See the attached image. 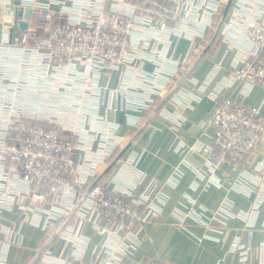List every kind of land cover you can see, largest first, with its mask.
I'll return each mask as SVG.
<instances>
[{
  "label": "built area",
  "instance_id": "built-area-1",
  "mask_svg": "<svg viewBox=\"0 0 264 264\" xmlns=\"http://www.w3.org/2000/svg\"><path fill=\"white\" fill-rule=\"evenodd\" d=\"M226 1L20 0L19 5L35 12L37 22L28 19L22 32L0 34V211L18 206L23 219L39 211L42 229L50 227L64 238L70 252L55 257L45 251L40 264H121L137 247L144 224L159 216L169 194L155 177L138 171L135 181L123 186L89 179L98 163L112 154L109 133L118 125L108 122L99 107L116 109L119 104L106 94L117 92L122 98L119 108L130 111L128 122L135 125L139 113L152 106L153 95L188 63L195 38L207 37ZM232 29L242 31L250 43L232 65L233 81L242 83L240 91L246 96L252 86L264 87V0H240ZM183 37L192 47L178 59L174 52ZM147 63L152 70L145 69ZM112 70L122 71V79L108 88L101 78ZM206 125L213 129V143L191 148L207 156L210 183L219 186L215 170L224 160L249 161L264 133V115L259 105L229 96L214 106ZM83 128L102 129L100 139L61 136L82 133ZM172 148L183 152L186 145L178 142ZM76 150L83 151L80 160ZM136 162L133 158L128 164L136 169ZM184 163L195 168L191 161ZM263 168L261 160L255 169ZM178 175L175 169L166 183L175 185ZM137 185L141 189L134 194ZM256 208L235 210L224 200L210 217L204 208L197 213L176 208L174 214L180 224L191 217L201 225H225L228 217L250 218ZM86 224L102 235L89 256L85 253L90 239L82 233ZM0 232V264H5L8 245L19 241V227L0 224ZM260 247L264 252V241ZM248 249L238 242L232 248L242 261Z\"/></svg>",
  "mask_w": 264,
  "mask_h": 264
},
{
  "label": "crops",
  "instance_id": "crops-1",
  "mask_svg": "<svg viewBox=\"0 0 264 264\" xmlns=\"http://www.w3.org/2000/svg\"><path fill=\"white\" fill-rule=\"evenodd\" d=\"M239 7L240 0H232L220 31L205 51L204 47L212 39L222 18L223 8L216 15L215 25L208 31L207 37L195 38L192 52L188 38L179 40L174 56L181 59L190 52L188 63L157 95H153L152 106L139 113L135 125L128 122L130 111L124 107L119 108L122 103L119 93L106 94L107 98L113 97V104H119L116 109L105 105L99 107V113L108 122H116L118 125L112 132L107 130L113 145L112 154L106 155L98 163L96 172L89 179L100 178L101 181L111 183L117 181L123 186L133 183L138 171H142L147 177H155L169 194L159 216L144 224L137 247L121 264H144L151 260L176 264H264V252L260 247L264 241V168L255 169L258 162L264 160V133L248 162L226 159L215 170L220 180L219 186L210 183L211 170L206 162L207 156L191 148L197 143H213L214 133L206 125L207 119L214 106L229 96L247 104L259 105L264 115V87L254 85L243 96L240 91L242 83L233 81L232 77V65L243 58L250 44L242 31L236 33L232 29ZM20 18L37 22L33 10L30 17L17 19ZM13 22V17L3 18L1 37L6 36L7 32L11 35L13 30L17 33L23 31ZM144 67L147 70L153 69L149 63ZM120 79L122 71L112 70L108 72V77L101 78V83L114 88ZM22 97L25 103L35 105L27 97ZM81 132L70 131L61 136L76 141L79 136L86 135L89 139L97 140L100 139L102 129L83 128ZM178 142L186 145L185 151L173 150V145ZM121 151L123 153L115 160ZM76 156L80 160L83 151L76 150ZM133 158L137 160V170L128 164ZM184 161H191L195 168L187 166ZM175 169L180 172L176 184L166 183ZM140 189L141 185H137L134 194ZM224 200H229L235 210H248L256 204L257 211L248 219L228 217L225 225L219 221H210L209 226L201 225L191 217H186L180 224L174 214L176 208L189 213H197L204 208L206 217H210ZM43 218L41 212L32 211L27 219H23V212L18 206L0 211V224H15L19 227V241L8 245L5 264H40L41 258L46 257L45 251L55 257L70 252V248L64 245L63 237L56 235L50 227L42 229ZM218 229L222 232H218ZM82 233L90 239L85 253L89 256L92 246L102 239V235L90 224L84 225ZM3 237V232H0V240ZM236 242L249 247L245 261L240 260L239 254L232 250Z\"/></svg>",
  "mask_w": 264,
  "mask_h": 264
},
{
  "label": "water",
  "instance_id": "water-1",
  "mask_svg": "<svg viewBox=\"0 0 264 264\" xmlns=\"http://www.w3.org/2000/svg\"><path fill=\"white\" fill-rule=\"evenodd\" d=\"M232 0H227L224 7H223V10H222V18L220 19L218 25H217V28H216V31L212 37V39L210 40V42L204 47V51L210 47L211 43L213 42L214 38L216 37L218 31H219V28L221 26V23L225 17V15L227 14V11H228V8L231 4ZM20 4V0H14L13 1V4H6L4 5L3 3H0V27H4L3 25V18H6V19H9L10 17H15L16 18V21H17V24L19 26L20 29H25L26 26H27V21L23 20V19H17L18 17H30V13H31V9L30 8H24L22 7ZM7 26V25H6ZM14 30L12 31V34H14ZM125 149H123L124 151ZM123 151H121L117 157L115 158L118 159L121 154L123 153Z\"/></svg>",
  "mask_w": 264,
  "mask_h": 264
},
{
  "label": "trees",
  "instance_id": "trees-1",
  "mask_svg": "<svg viewBox=\"0 0 264 264\" xmlns=\"http://www.w3.org/2000/svg\"><path fill=\"white\" fill-rule=\"evenodd\" d=\"M98 180H100L101 181V179L99 178Z\"/></svg>",
  "mask_w": 264,
  "mask_h": 264
}]
</instances>
